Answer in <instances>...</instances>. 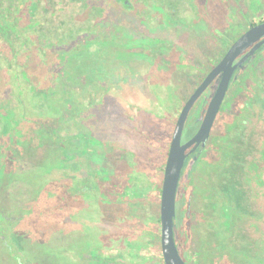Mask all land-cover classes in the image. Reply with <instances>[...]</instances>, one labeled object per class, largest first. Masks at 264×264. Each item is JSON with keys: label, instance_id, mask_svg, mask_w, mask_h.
Segmentation results:
<instances>
[{"label": "flooded vegetation", "instance_id": "1", "mask_svg": "<svg viewBox=\"0 0 264 264\" xmlns=\"http://www.w3.org/2000/svg\"><path fill=\"white\" fill-rule=\"evenodd\" d=\"M88 1L0 0V264H28V231H37L38 224L44 230V222L53 223L56 213L66 211L71 229L84 234V242L92 212L102 213L105 227L119 223L123 243L125 236L133 241L141 234L153 239L150 228L154 218L159 221L156 231L161 236L162 182L178 117L230 45L252 25L264 21V10L251 8L261 0H238L243 5L242 11L237 8L241 13L238 19L231 18L229 4L221 6L220 0L96 1L99 14L118 18L115 32L119 40H101L109 43L103 49L116 53L105 58L113 64L109 73L112 77L97 74V80L105 86L97 87L94 94L88 89L87 98L78 105L73 100L75 107L70 111L73 120L76 111L85 118L88 115L102 137H90L80 155L72 144L65 168L59 167L58 158L52 155V167L44 171L46 158L38 153L40 175L35 178L33 171H26V161L18 163L25 157L22 144L28 128L39 139L45 128L44 135L52 133L54 140L59 137L56 119L44 122L39 119L43 115H34L33 110L45 93H58L60 76L52 54L59 43L73 39L71 34L56 39L55 17L62 12L72 14L77 6L79 12L91 10ZM197 29L201 30V42L195 48L189 38H194L190 32ZM131 53H137L134 57L138 58L141 54L142 61H127L125 70L124 58ZM156 71L166 72V79L155 78ZM221 77L222 72L192 105L182 144L201 127ZM68 86L71 95L75 94V86ZM108 94L116 101L119 119L110 122L108 118L103 124L99 118ZM153 105L161 107L163 113L157 114L150 107ZM146 111L145 117H160L165 124L162 134L149 131L152 136L144 140L157 146V157L146 155L139 139V117ZM68 123L74 133L71 121ZM152 137L162 140L163 145ZM194 145L185 150L176 194L174 234L182 258L187 264H264V43L234 69L208 138ZM13 146H19L20 151ZM60 169L67 170V179L58 177ZM140 175L149 178L150 186L142 197L137 189ZM54 182L67 186L66 206L54 199ZM28 189L33 191L32 196H28ZM93 196L96 209L92 211ZM149 203L156 210L147 213L144 208ZM108 205L113 218L110 221L105 219ZM123 218L138 222L127 226L126 234ZM115 246L99 250L86 247L69 255L75 264H120L119 257L140 264L139 253L162 256L161 249L139 250L133 245L118 248L117 241ZM110 251L116 253L110 255Z\"/></svg>", "mask_w": 264, "mask_h": 264}, {"label": "rangeland", "instance_id": "2", "mask_svg": "<svg viewBox=\"0 0 264 264\" xmlns=\"http://www.w3.org/2000/svg\"><path fill=\"white\" fill-rule=\"evenodd\" d=\"M96 1L98 0H89L87 2L91 4V10L79 12V7L77 6L76 10L72 14L62 12L63 14L61 13L59 16L55 17L54 22L56 24L55 27L57 28V35L55 36L56 39L62 40V36H67L68 34H71L73 39L70 41L65 40L64 43H59L58 49H56L52 54L55 66L59 71L58 73L60 76L58 93L55 95H52V93H45L41 97L42 101L38 104V106L36 105L33 110L35 113L34 115H38L39 113L43 115V117H40L39 119L44 122L51 120V118L56 119L59 125V137L54 140L52 133L50 136L44 135L46 134L45 128L44 134H42L43 138L41 137L39 139L34 137L33 134H31V129L28 128V137L26 138L25 143L22 144L23 146L21 149H23L25 157L24 160L18 161V163L20 164V162H22V164H24L27 162L25 165L27 168L26 171H33L32 173L35 178L40 175L39 162H41V160L38 159L40 157L38 156V153L42 152L43 155H45L44 157L46 160L44 161V171H47V169L52 167V155L58 158L59 167L65 168L68 165V158L71 152L72 144H74L75 152L80 155L85 149H87L86 147H88L90 137H102V134L99 133L96 124H93L94 121L90 122V120H88V115L85 118L84 116H81L78 111H76L74 113L73 120V111H70L73 109V106L75 107L73 100L74 103L78 105L79 102L83 100V97H85V99L87 98L86 95L88 93V89L91 94H94L97 87L105 86V84H101L97 80V74L102 73L101 75L107 77V79L112 77L109 76V73L112 71L110 68L113 64L109 63V60H105V58L112 55L114 56L116 53L112 49L110 52L103 49L102 46L108 45L109 43L104 44L101 40L105 37L110 38L109 42L111 43L119 40V37L117 38V32H115V21L118 18L115 15L105 16L99 14L96 10V7L98 6ZM261 3L262 6H264V0H261ZM261 17H264V13ZM200 29L190 32L194 36L193 39L189 38L190 45L195 48L200 46L199 44L201 42L200 36L202 30ZM220 29L221 31L222 29L224 30L222 19H220ZM44 37L48 38L49 36L45 34ZM126 53L127 51L125 50L123 54ZM135 54L137 53H134L133 55L131 53L132 56L124 58V63L126 65L124 67L125 70H128L129 66L127 61L130 62L131 59L138 58L134 57ZM121 56L122 54H120V57ZM140 56V61H142V56ZM125 70L123 69V71ZM165 74L166 72L161 73L156 71L155 78H160L161 81H164L166 79ZM68 85L75 86V94L71 95L68 90ZM114 105H116V101L113 102L111 100V96L109 94L106 95L105 107L104 110L100 112L101 117L99 118L103 124L108 118L110 119V122H115L119 119V109ZM150 107L154 108L157 114L163 113L161 107L156 105ZM146 112L140 113L139 125L141 129L139 131V139L144 143V153L146 155L157 157L159 151L157 146L146 143L144 140H146L147 136H152V133H156L157 135L162 134L165 124L160 117L154 119L145 117V115L148 114V112ZM32 119L35 120V116H33ZM70 121L72 123V128L75 130L74 133L69 130L68 122ZM149 131H152V133L148 134ZM114 134L116 135V131ZM153 140L160 141L161 145H163L162 140H157V138H153ZM13 149L15 151H20L19 146L17 148H14L13 146ZM38 183L39 185H42L47 182L34 181V184ZM54 185L56 186V196L54 199L57 201L59 199L58 205L66 206L68 204L67 186L63 182H54ZM33 194V191H29L28 189V196H32ZM97 195L99 196L98 193ZM152 200L153 198L151 201ZM91 201L93 211V209H96L94 196L91 198ZM147 206L148 207L144 208V211L147 213L152 210H156L152 203H149ZM101 207L102 206H100V208ZM106 212L105 219L109 221L113 219L110 214V205L106 207ZM141 212L142 211H140V213ZM92 214L91 227L87 230L88 233H85L87 234L85 242L83 241L84 234H80L78 232L75 233V231L71 229L70 221L67 218V215H69L67 211L56 213L55 218H53V223L44 222V230H41L40 224H38L37 231L35 230L32 232L29 230L27 234L28 264H75L74 258L71 259V256L69 255L70 251L71 253L74 251L83 252L86 247H91L96 250L106 249L105 247L115 249L116 241L119 243L118 248L127 246L125 241L123 243V240L120 238L119 223L112 222L109 223L110 226L108 225L105 227L100 218L102 213L95 215V212H92ZM47 218L52 221L51 217ZM129 219L130 218H123V227L126 226V229L123 230L124 232L121 231L123 234H126L127 230H129L127 229V226L132 227V225H136L138 223L135 222V220L133 222ZM115 235L118 236V239L115 238ZM53 250H55V254L52 253ZM110 253V255H112V253L114 254L116 252L110 251ZM51 255L53 256L51 257ZM108 257L112 258L113 256ZM93 261L95 260L93 259ZM133 262L134 260H131L130 262L125 257H119L120 264H130ZM93 264H95V262H93Z\"/></svg>", "mask_w": 264, "mask_h": 264}, {"label": "water", "instance_id": "3", "mask_svg": "<svg viewBox=\"0 0 264 264\" xmlns=\"http://www.w3.org/2000/svg\"><path fill=\"white\" fill-rule=\"evenodd\" d=\"M262 43H264V21L252 25L230 45L221 60L206 75L203 81L190 95L178 117L170 145L169 156L164 170L161 190L160 246L165 264H187L178 250L174 234L176 194L183 164L187 156L185 150L191 144H195V148L200 142H205L208 138L215 116L225 97L234 69L238 65H241L245 59ZM250 46H252L251 49L237 63L234 64V60ZM221 72L222 77L218 89L209 103L201 127L192 139H190L187 143L182 144L181 137L183 128L192 105L210 84V82Z\"/></svg>", "mask_w": 264, "mask_h": 264}, {"label": "trees", "instance_id": "4", "mask_svg": "<svg viewBox=\"0 0 264 264\" xmlns=\"http://www.w3.org/2000/svg\"><path fill=\"white\" fill-rule=\"evenodd\" d=\"M220 1H221V6L224 4H226V6H228V4H229V7L232 9V12H231L232 17L231 18L238 19L239 15L241 13H239V10L237 8H239V9L241 8V11H242L243 5L241 3L238 4V0H231V1L230 0H220ZM251 8L256 10V12L264 10V6H262L261 3L255 5V7H251ZM81 112H84V110H82ZM58 174H59L58 177H60L61 180L67 179V170L66 169H60V171H58ZM148 181H149V178L145 177V175L139 176V185L137 187L139 197L144 196L148 191H150V189H149L150 186H149ZM158 222L159 221L154 218L152 223H151L150 232H151V236L154 240L149 239L147 236H145L143 234H141L140 237L138 238V240H135V241H133L132 239H130L128 237H124V241L127 244V246L131 247L133 245L134 247H137L139 250L142 248H149V249H155L157 251H160V249H161L160 240H159L160 236H159V232L157 235V231H156L157 227H158ZM138 255L141 258L140 264H165L161 255H158V254L148 255L147 253H139Z\"/></svg>", "mask_w": 264, "mask_h": 264}]
</instances>
